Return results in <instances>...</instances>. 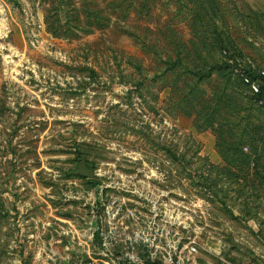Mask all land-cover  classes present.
<instances>
[{
  "label": "rangeland",
  "instance_id": "obj_1",
  "mask_svg": "<svg viewBox=\"0 0 264 264\" xmlns=\"http://www.w3.org/2000/svg\"><path fill=\"white\" fill-rule=\"evenodd\" d=\"M253 68L264 0H0V264L67 262L74 226L112 197L144 214L147 182L177 192L198 263L264 264Z\"/></svg>",
  "mask_w": 264,
  "mask_h": 264
},
{
  "label": "built area",
  "instance_id": "obj_2",
  "mask_svg": "<svg viewBox=\"0 0 264 264\" xmlns=\"http://www.w3.org/2000/svg\"><path fill=\"white\" fill-rule=\"evenodd\" d=\"M239 62L237 61L236 64ZM241 67V64H238ZM250 93L258 95L264 84V68L236 70ZM259 99L258 104H263ZM144 172V173H142ZM159 178L154 169L138 170L130 175L131 186L137 187L138 176ZM147 182L148 208L142 214L135 210L124 213V200L118 197L108 199L106 211L94 213L92 239L100 236L99 247L102 255L110 259L111 264H191L196 258L199 243L195 236L180 229L187 228L182 221L189 216L183 211L177 192L158 187ZM144 226V227H143ZM81 264V263H80Z\"/></svg>",
  "mask_w": 264,
  "mask_h": 264
},
{
  "label": "crops",
  "instance_id": "obj_3",
  "mask_svg": "<svg viewBox=\"0 0 264 264\" xmlns=\"http://www.w3.org/2000/svg\"><path fill=\"white\" fill-rule=\"evenodd\" d=\"M93 220L94 218L92 215H89V217L85 218V227L81 231L77 230L74 226V229H72V235L69 238L70 240H68V244L66 245V249L69 251L67 262H63L62 264H111L110 259L102 255L100 251V236L97 234L95 239L91 238V228L93 227V223L91 222ZM76 232H78L77 235H75ZM81 251L84 253L83 261L77 259L78 255H76V253H80ZM191 264L202 263H198V261L195 259L193 262H191Z\"/></svg>",
  "mask_w": 264,
  "mask_h": 264
},
{
  "label": "water",
  "instance_id": "obj_4",
  "mask_svg": "<svg viewBox=\"0 0 264 264\" xmlns=\"http://www.w3.org/2000/svg\"><path fill=\"white\" fill-rule=\"evenodd\" d=\"M73 175H77V176H83L86 178H91L94 176L95 172H94V166H88V162L86 159H82L78 169L72 172Z\"/></svg>",
  "mask_w": 264,
  "mask_h": 264
},
{
  "label": "trees",
  "instance_id": "obj_5",
  "mask_svg": "<svg viewBox=\"0 0 264 264\" xmlns=\"http://www.w3.org/2000/svg\"><path fill=\"white\" fill-rule=\"evenodd\" d=\"M251 96L257 103L259 99H264V84H263L262 92L260 94L258 95L251 94Z\"/></svg>",
  "mask_w": 264,
  "mask_h": 264
}]
</instances>
